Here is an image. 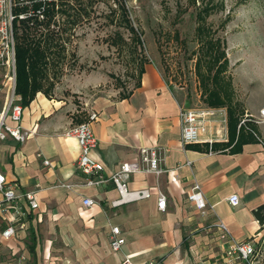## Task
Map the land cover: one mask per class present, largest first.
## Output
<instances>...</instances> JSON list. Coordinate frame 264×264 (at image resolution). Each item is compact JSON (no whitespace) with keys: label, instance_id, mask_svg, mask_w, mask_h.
<instances>
[{"label":"crops","instance_id":"obj_1","mask_svg":"<svg viewBox=\"0 0 264 264\" xmlns=\"http://www.w3.org/2000/svg\"><path fill=\"white\" fill-rule=\"evenodd\" d=\"M8 85L9 93L11 75ZM263 105H252L251 112L258 113ZM73 106L63 97L39 91L24 106L27 139L0 141L1 169L20 189H36L40 202L24 218L25 228L2 245L13 256L11 264H121L126 255L134 264L151 259L158 264H246L228 250L232 241L264 237V225L254 214L264 204V147L255 136L238 147L237 136L225 150H211L206 143L184 144L181 102L149 61L141 84L128 97L99 94L89 105V112L97 113L90 121L98 139L91 154L103 163L105 175L122 162L139 161L142 170L131 174L128 188H149L152 193L113 206L120 193L112 181L84 184L86 175L77 166L79 143L67 133L76 123ZM154 150L162 158L161 173L147 170L143 160ZM45 159L51 163L45 164ZM195 182L206 196L205 211L188 198ZM159 190L167 197L165 210L159 208ZM234 193L240 195L238 205L229 200ZM85 196L95 203L84 205ZM220 222L227 225L229 237L222 236ZM114 225L126 239L118 252L109 240ZM22 254L26 260H20Z\"/></svg>","mask_w":264,"mask_h":264},{"label":"rangeland","instance_id":"obj_2","mask_svg":"<svg viewBox=\"0 0 264 264\" xmlns=\"http://www.w3.org/2000/svg\"><path fill=\"white\" fill-rule=\"evenodd\" d=\"M70 1L79 7V0ZM81 1L88 14L64 33L66 57L53 67L54 80L50 79L54 82L50 93L74 105L76 123L88 119L89 105L95 96L109 94L118 98L133 91L140 80L143 59L156 64L181 105L210 106L201 97L195 73L194 51L198 42L194 10H185L180 18L177 16L180 7H187V0ZM120 2L127 5L133 24L142 31V46L135 48L120 40L118 45L112 44L118 31L132 42ZM225 3V10L212 14L209 22L216 35L226 39L229 59L226 75L232 79L235 101L244 110L242 118L251 113L252 105L264 101V0H225ZM58 18L62 20L61 15ZM55 29L61 30L59 25ZM9 75L8 69H0V111L11 92H7ZM251 242L257 249L251 264H264V237ZM12 258L6 247L1 246L0 264H11Z\"/></svg>","mask_w":264,"mask_h":264},{"label":"built area","instance_id":"obj_3","mask_svg":"<svg viewBox=\"0 0 264 264\" xmlns=\"http://www.w3.org/2000/svg\"><path fill=\"white\" fill-rule=\"evenodd\" d=\"M18 0H0V68L8 69L13 79L11 92L7 98L6 105L0 111V141L9 137L17 141L24 142L30 135L22 125L24 113V105L22 96L15 91L16 85V32L14 22L17 18H25L27 13L15 12V6ZM40 19L44 18V14L39 11ZM55 26V25H54ZM180 123L181 138L184 144L189 143H206L212 150L214 142H226L229 140L228 113L225 107H198L189 108L181 105L180 107ZM97 117V113L89 112L88 119L84 122L73 124L68 134L76 137L80 155L77 160L78 168L86 175L84 184L88 186H99L112 181L119 190V197L112 200L113 206H119L125 202L149 197L152 193L149 188L129 189L127 180L132 173L142 170L139 161H125L118 165L115 171L106 176L104 173V165L96 160L91 151L97 147L98 139L95 135L90 121ZM248 123L258 126L257 129L250 128ZM242 126L249 128L256 139L264 147V105L259 109L258 113H246L240 120L238 128ZM261 129V130H260ZM145 153L148 151L143 149ZM150 156H145L144 161L147 162V170L161 173L160 167L162 158L154 150ZM1 157V154H0ZM45 164H50L49 159L44 160ZM191 165V161H187ZM158 204L162 210L166 209V194L159 190ZM188 198L193 201L198 209L205 211L207 209V199L201 185L195 182L188 194ZM233 205H238L240 195L234 193L229 198ZM84 205L91 206L95 200L90 196H85ZM40 207L36 189L22 190L18 183L8 179L7 175L0 167V247L7 244L15 238L20 228H25V219L31 210ZM222 229V236L229 237V229L224 222L219 223ZM110 246L113 251L118 252L126 243L125 237L119 225L111 227ZM9 246V244H8ZM255 253V245L249 241H232L228 254L236 255L238 258L245 260L251 264V259ZM26 255L22 254L20 260H26ZM121 264H134L130 255H126ZM139 264H158L156 260H149Z\"/></svg>","mask_w":264,"mask_h":264},{"label":"trees","instance_id":"obj_4","mask_svg":"<svg viewBox=\"0 0 264 264\" xmlns=\"http://www.w3.org/2000/svg\"><path fill=\"white\" fill-rule=\"evenodd\" d=\"M79 7H75L70 0H18L15 6L17 14L24 12L28 16L17 18L14 22L16 32V85L15 91L22 96L23 105H27L35 97L37 92L43 91L51 96L50 90L54 82L50 79L54 66L65 59V45L62 41L64 33L71 29L88 11L81 0ZM187 7H180L177 16L180 18L185 10L193 9L196 21L195 38L198 48L196 55L195 73L199 79L201 97L212 107H227L229 140L226 142H214L213 150H225L237 140L235 146H240L246 141L255 139L252 131L248 133L240 128L237 134L238 124L242 119L244 110L234 98L232 79L226 75L229 59L226 52V39L217 36L209 22V17L225 10V0H187ZM123 14V22L131 32L128 42L120 31L113 35L112 44L118 45L119 40L126 44H133L135 48L142 46V31L135 27L130 17L129 9L124 2L119 5ZM39 11L44 14L40 19ZM113 12L115 10L113 9ZM62 16V20L58 18ZM229 16L225 18V22ZM59 25L61 30H56ZM151 60L143 59L140 62V80L136 87L141 84V76L145 64ZM131 94L125 93V98ZM241 118V119H240ZM248 126L257 129V126L248 123ZM250 130V129H249ZM209 146V144H208ZM255 216L264 225V204L254 209ZM258 247V246H257ZM257 249L255 247V253ZM254 253V255H255ZM254 257V256H253Z\"/></svg>","mask_w":264,"mask_h":264}]
</instances>
